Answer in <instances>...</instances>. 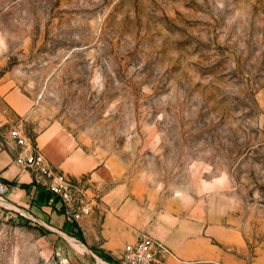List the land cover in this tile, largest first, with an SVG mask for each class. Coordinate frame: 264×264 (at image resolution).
Wrapping results in <instances>:
<instances>
[{
  "label": "rangeland",
  "instance_id": "obj_1",
  "mask_svg": "<svg viewBox=\"0 0 264 264\" xmlns=\"http://www.w3.org/2000/svg\"><path fill=\"white\" fill-rule=\"evenodd\" d=\"M3 73L156 200L162 262L264 264V0H0ZM34 218L0 200V264H97Z\"/></svg>",
  "mask_w": 264,
  "mask_h": 264
},
{
  "label": "crops",
  "instance_id": "obj_2",
  "mask_svg": "<svg viewBox=\"0 0 264 264\" xmlns=\"http://www.w3.org/2000/svg\"><path fill=\"white\" fill-rule=\"evenodd\" d=\"M11 76L0 74V181L7 186L6 199L14 207L29 210L34 219L79 242L92 252L97 264L117 263L126 244L136 242L141 234L161 236V229L151 223L149 214L156 200H148L135 181L125 174L116 158L102 159L79 145L60 124L45 120L29 96L14 85ZM18 126L49 158L60 172L81 182L87 190L92 213L77 222L67 219L66 206L47 187L37 181L32 171L15 163L19 147L9 138V130ZM26 185L27 187H23ZM163 256L160 254V259ZM160 264H246L243 258L229 255L166 257Z\"/></svg>",
  "mask_w": 264,
  "mask_h": 264
},
{
  "label": "built area",
  "instance_id": "obj_3",
  "mask_svg": "<svg viewBox=\"0 0 264 264\" xmlns=\"http://www.w3.org/2000/svg\"><path fill=\"white\" fill-rule=\"evenodd\" d=\"M1 127V124H0ZM10 140L19 147L15 163L33 172L35 179L66 206L67 219L77 222L92 213L85 186L68 174L58 171L41 149L18 126L9 130ZM7 186L0 181V200H6ZM157 238L141 234L136 242L126 244L121 264H160V254L169 253Z\"/></svg>",
  "mask_w": 264,
  "mask_h": 264
},
{
  "label": "trees",
  "instance_id": "obj_4",
  "mask_svg": "<svg viewBox=\"0 0 264 264\" xmlns=\"http://www.w3.org/2000/svg\"><path fill=\"white\" fill-rule=\"evenodd\" d=\"M3 182H5V183H13V182H10V181H8V180H6V179H3L2 180ZM14 184V183H13ZM23 187H27L26 185H23Z\"/></svg>",
  "mask_w": 264,
  "mask_h": 264
}]
</instances>
